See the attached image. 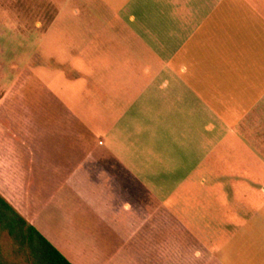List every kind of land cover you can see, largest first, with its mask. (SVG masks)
<instances>
[{"label": "crops", "instance_id": "0c3cea01", "mask_svg": "<svg viewBox=\"0 0 264 264\" xmlns=\"http://www.w3.org/2000/svg\"><path fill=\"white\" fill-rule=\"evenodd\" d=\"M147 1L154 60L169 69L153 74L151 104L145 88L110 89L106 104L122 113L107 116L104 134L67 99L40 125L28 114L23 136L0 119V158L24 162L0 165V193L73 264H252L264 208L211 226L208 176L238 169L226 160L264 126V0ZM136 106L151 108L148 145L138 130L135 142L116 131Z\"/></svg>", "mask_w": 264, "mask_h": 264}, {"label": "rangeland", "instance_id": "374dc122", "mask_svg": "<svg viewBox=\"0 0 264 264\" xmlns=\"http://www.w3.org/2000/svg\"><path fill=\"white\" fill-rule=\"evenodd\" d=\"M113 2L118 7L113 9L116 13L106 7L105 0H0V119L14 120L20 126L14 129L18 135L23 136L28 114L40 125L48 107L60 99L76 104L82 117L92 121L102 134L106 133L107 116L115 121L116 114L122 113L106 104L110 89L145 88V98L150 97L145 103L151 104L153 74L169 69L154 60L153 31L145 28L149 26L150 15L145 14L148 1ZM132 14L135 20L130 19ZM170 49L161 48V55L167 57ZM126 113L116 131L122 124L129 142H135L138 130V138L148 145L152 139L151 108L136 106ZM135 115L137 126L136 119L132 121ZM244 129H251L247 145L239 146L236 157L226 160L238 169L208 176V186L213 189L209 198L217 205L211 226L215 222L217 227L221 219L237 221L245 210L260 213L264 208V126ZM130 148L135 151V145ZM0 159V165L12 164L17 169L24 164L22 158ZM16 186L15 193L25 195L24 184ZM240 225L236 222L231 228ZM219 226L228 233L226 224ZM217 240L223 246L227 238ZM3 244L10 252L13 242L7 233ZM254 249L257 253L251 249V263L257 264L264 258V247L256 245ZM240 250L251 256L248 248Z\"/></svg>", "mask_w": 264, "mask_h": 264}, {"label": "trees", "instance_id": "16d2710c", "mask_svg": "<svg viewBox=\"0 0 264 264\" xmlns=\"http://www.w3.org/2000/svg\"><path fill=\"white\" fill-rule=\"evenodd\" d=\"M13 242L5 250L3 236ZM0 264H73L0 193Z\"/></svg>", "mask_w": 264, "mask_h": 264}]
</instances>
